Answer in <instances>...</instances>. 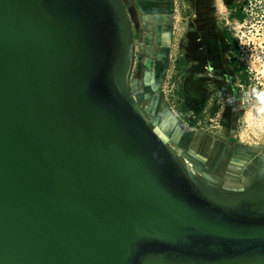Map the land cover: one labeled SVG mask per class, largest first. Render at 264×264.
I'll list each match as a JSON object with an SVG mask.
<instances>
[{"label":"water","instance_id":"1","mask_svg":"<svg viewBox=\"0 0 264 264\" xmlns=\"http://www.w3.org/2000/svg\"><path fill=\"white\" fill-rule=\"evenodd\" d=\"M132 53L122 0H0V264H264V171L196 178Z\"/></svg>","mask_w":264,"mask_h":264},{"label":"rangeland","instance_id":"2","mask_svg":"<svg viewBox=\"0 0 264 264\" xmlns=\"http://www.w3.org/2000/svg\"><path fill=\"white\" fill-rule=\"evenodd\" d=\"M212 1L213 4L210 0H171L173 3L171 18L174 21L172 38L169 42L171 53L169 63L163 70L166 77L161 79L159 87L162 86L166 98H172L169 100L170 109L175 102L176 110L179 108L193 110L201 120L200 126L204 128L200 129L223 142H230L226 144L232 152L236 150L237 145L245 144L250 148L248 153H263L264 131L258 127L259 122L254 118H259L260 110L264 111V0ZM234 4H238L237 8L245 13L242 21L230 17L231 6ZM223 30H226L237 42V52L230 51L228 43L222 36ZM132 32L133 53L128 86L146 118L159 132L161 130L159 121H154L147 103L149 100L144 97L143 102H138L137 98L138 94H145V87L150 86L149 74L154 75L152 66L142 63L141 58L147 50L142 46L148 43L149 38L144 33V41L142 40L135 21H132ZM208 45L217 47L218 60L215 62L208 59L206 54ZM232 54L237 56L235 64L230 62ZM180 61L183 66L178 69ZM236 68L247 72V83L240 79L235 71ZM216 81L227 82L234 93V102L227 101L231 117L223 116L227 106L218 96L219 87H216ZM152 83L156 87L155 79ZM177 115L178 118L182 117L180 112ZM161 136L182 158L192 174L213 188L241 190L244 188L242 178L255 174L264 166V159L251 162L241 160L239 164L230 162L224 175L221 168L223 162L214 163L210 159L206 160V155L199 154L202 148L193 156L194 160L191 162L185 156L186 149L182 150V147L173 144L166 138L167 136ZM248 142L253 145H248ZM234 154L233 152L232 157L229 155L230 160L235 158ZM200 163L206 167L214 165L209 169L213 174H218V177L202 175L206 168L202 170ZM237 167L236 171L234 168Z\"/></svg>","mask_w":264,"mask_h":264},{"label":"crops","instance_id":"3","mask_svg":"<svg viewBox=\"0 0 264 264\" xmlns=\"http://www.w3.org/2000/svg\"><path fill=\"white\" fill-rule=\"evenodd\" d=\"M137 2L139 10L144 14L142 18L144 22V31H141V38L144 41V33L147 34L149 38L148 43L142 46L144 50L147 49L141 56L142 63L151 65L152 71L154 72L153 76L149 74L150 86L144 88L145 94L140 93L138 94L137 98L138 102H143L145 99L149 100L147 103L149 104L148 106L150 107L154 121H159V126L161 129H159V133L164 137L167 136L166 138L173 144L182 147V150L186 149L185 156H187L191 162L194 160L193 156L197 154L202 148L199 154H203V156L206 155V160L210 159V161L212 160L214 163L218 161L221 163L223 162L221 166L223 170H221L224 171L222 173L224 175L226 167L228 164H231L230 162H236L239 164L238 162H241V160L251 162L256 159H259V161L264 159V152L248 153L247 151L250 150V148H247L245 144L242 146H239V144L237 145L238 147L236 150L233 151L235 153V158L230 160L229 155L232 157L233 154L232 150L227 147V144L230 142H223L221 139L219 140L218 138L213 137L209 133L201 130L204 129L202 126H200L202 125L201 120L198 119L193 110H188L187 108H179L180 111L176 110L175 102H173V107L171 106V109L169 108V100L172 98H166L162 86L159 87V85H161V79L163 80L164 77H166V74L163 72V70L166 64L169 63L168 60L171 53L169 42L172 38L171 35L173 32L174 23L173 19L171 18L173 3L171 0H137ZM212 2L213 1L210 0V3ZM222 36L224 37L223 32ZM216 49L217 47H214L213 45H208V47H206V54H208V59H210L212 62L218 60ZM177 62L179 63V60ZM182 66V61H180L178 69H181ZM162 72L164 73L163 75ZM154 79L156 80V87L152 83ZM215 84L216 87H219L218 96L221 98V100L225 101L227 106V111L223 112V116L231 117L232 114L230 113L229 106L227 105L229 102L227 101L234 102L233 100H235V97L233 91L230 90V84L224 81H216ZM238 105L239 103L237 106ZM178 111L181 113L182 117L178 118ZM259 114V118L255 117L254 120L256 119V121L259 122L260 126L258 125V127L262 128L264 131V111L260 110ZM192 117H194V120L191 119ZM248 143V145H253V143ZM200 165L202 164L200 163ZM203 165L201 169H206L201 173L202 175L218 177V174H213V172L209 169L214 165H211L210 167ZM234 169L237 171L238 167ZM219 178L221 179L220 176ZM243 181L244 178H242L241 182L243 183Z\"/></svg>","mask_w":264,"mask_h":264},{"label":"flooded vegetation","instance_id":"4","mask_svg":"<svg viewBox=\"0 0 264 264\" xmlns=\"http://www.w3.org/2000/svg\"><path fill=\"white\" fill-rule=\"evenodd\" d=\"M123 4L125 5L126 7V10L128 12V15H129V18H130V21H131V24H132V21H135V26H136V29H138L141 33V31L144 29V22H143V13L139 10V6H138V2L137 0H122ZM235 5V7H234ZM231 6L232 8V11H236L237 10V5L234 4ZM231 11V12H232ZM144 31V30H143ZM232 52V51H231ZM236 56L235 54H232L230 56V62L233 64L234 61H237V58L234 60V61H231V58Z\"/></svg>","mask_w":264,"mask_h":264},{"label":"trees","instance_id":"5","mask_svg":"<svg viewBox=\"0 0 264 264\" xmlns=\"http://www.w3.org/2000/svg\"><path fill=\"white\" fill-rule=\"evenodd\" d=\"M236 5H237L236 7H238V4H236ZM234 7H235V5H234ZM230 17L238 18L240 21H242L245 18V13L242 12V10L240 8H237L236 11H234V12L232 11L231 12ZM222 32H223L224 38L229 43L231 51L235 50L237 52L238 48H237V42L235 41V39L232 36H230L229 33L226 30H223ZM233 64H235V62ZM241 70H242L241 68H236L235 69V71H236V73H238L240 79L242 81L246 82L247 81L246 80L247 79V72H245V71L243 72V70L241 72Z\"/></svg>","mask_w":264,"mask_h":264},{"label":"bare ground","instance_id":"6","mask_svg":"<svg viewBox=\"0 0 264 264\" xmlns=\"http://www.w3.org/2000/svg\"><path fill=\"white\" fill-rule=\"evenodd\" d=\"M160 135H161V134H160ZM164 140H165V139H164ZM180 162H181V164H182L185 168H188L187 165H186V163H185L182 159H180ZM259 171H260V172H263V171H264V168H261ZM254 176H255V175L243 177V178H244V184H249V183H251V182L254 180V178H255Z\"/></svg>","mask_w":264,"mask_h":264},{"label":"built area","instance_id":"7","mask_svg":"<svg viewBox=\"0 0 264 264\" xmlns=\"http://www.w3.org/2000/svg\"><path fill=\"white\" fill-rule=\"evenodd\" d=\"M191 119L194 120V117H192Z\"/></svg>","mask_w":264,"mask_h":264}]
</instances>
